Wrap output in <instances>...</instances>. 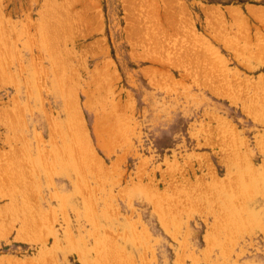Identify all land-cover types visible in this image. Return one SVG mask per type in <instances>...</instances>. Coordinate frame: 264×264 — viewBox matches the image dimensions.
Masks as SVG:
<instances>
[{
    "label": "rangeland",
    "instance_id": "1",
    "mask_svg": "<svg viewBox=\"0 0 264 264\" xmlns=\"http://www.w3.org/2000/svg\"><path fill=\"white\" fill-rule=\"evenodd\" d=\"M133 263L264 264V0H0V264Z\"/></svg>",
    "mask_w": 264,
    "mask_h": 264
},
{
    "label": "bare ground",
    "instance_id": "2",
    "mask_svg": "<svg viewBox=\"0 0 264 264\" xmlns=\"http://www.w3.org/2000/svg\"><path fill=\"white\" fill-rule=\"evenodd\" d=\"M255 98H256V97H255ZM65 147H66V146H65ZM49 153H50V152H49ZM14 173H15V172H14ZM14 173H13V174H14ZM16 177H17V176H16ZM9 187H10V186H9ZM108 258H109V257H108ZM132 258H133V257H132ZM104 260H105V259H104ZM111 260H112V259H111ZM108 261H109V260H108ZM103 262L105 263V261H103ZM133 264H134V263H133Z\"/></svg>",
    "mask_w": 264,
    "mask_h": 264
}]
</instances>
